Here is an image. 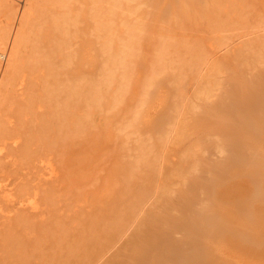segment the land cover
Returning a JSON list of instances; mask_svg holds the SVG:
<instances>
[{
    "label": "rangeland",
    "instance_id": "obj_1",
    "mask_svg": "<svg viewBox=\"0 0 264 264\" xmlns=\"http://www.w3.org/2000/svg\"><path fill=\"white\" fill-rule=\"evenodd\" d=\"M153 1L74 0L71 12L58 3L64 15H69L68 28L65 26L55 38L57 34L48 29L49 23H43L41 32L35 34V42L28 43L27 52L23 51L26 59L2 88L0 79V185L8 186L6 194L12 197L10 202L2 204L11 207L25 189L28 194L24 197L26 206L22 216L28 213L27 209H32V213L29 212L33 218L37 216L32 220L27 214L26 220H22L27 221L23 224L30 230H24L22 222L19 223L21 219L11 221L14 230L23 228L18 236L17 232H10L12 227L8 226L6 231L10 236L17 234L10 237L0 226V258L7 256L8 264L31 260L29 255L25 256L27 254L37 257L36 263L32 259L29 264L63 260L66 246L57 248L53 244L67 237L72 240V235L82 233L85 237L82 242L88 243L87 228L91 226L92 215L104 214L105 207L117 202L116 195L120 194L123 199L120 198V209L123 211L132 202L134 214L122 225V233L114 245L105 247L87 263L106 264L123 252L141 217L151 216L149 213L154 211L175 209L180 193L189 191L188 187L184 189L185 178L195 173L211 178L210 165L226 162L228 157L239 161L235 153L225 151L224 155L225 152L220 153L218 147H213L217 145V122L204 125L205 114L211 108L212 99L216 102L215 97L223 92L224 95L233 86L240 83L247 86L258 78L261 63L259 59L256 62L250 59L255 53L264 52L261 46L264 43V0H188L183 7V0H157L162 4L160 8L154 6ZM6 2L0 0V25H4L2 21L10 14ZM172 2L175 5L169 6ZM17 3L22 4V0ZM18 4L17 9L21 7ZM172 7H180L182 13L177 12V16L168 19L163 12L169 13ZM47 9L54 11L55 7L49 5ZM3 64L0 63L1 68L6 66ZM196 120L205 129L195 124ZM14 142L23 143V152L13 149ZM3 144L8 148L1 150ZM246 150L248 157L255 153L251 146ZM198 158L203 162L207 160L206 164ZM113 163L119 167H113ZM197 165L198 168L193 169ZM137 167L142 172L139 171L135 179L130 172ZM118 168L122 174L117 176ZM130 178H134L133 182ZM260 180L262 184L264 175ZM163 183L170 185L171 190L164 192L166 195L161 189ZM197 187L192 193L191 209L214 218L215 210L210 205L212 196ZM48 192L56 195L46 194ZM97 192L102 194L94 196ZM256 194L264 195L263 188H258ZM167 201H173L170 202L173 207ZM34 204L41 209L34 212L37 208ZM252 209L249 207L239 216L246 217ZM51 210L52 213H48ZM7 212L0 213V219L21 216L16 209L10 211L11 215ZM42 213L50 217L45 220L46 225L42 223L45 218H38ZM57 219L62 223L58 224ZM51 222L57 226L48 224ZM30 224H35L37 230L42 227L38 232L41 231L43 237L35 228L32 230L34 226ZM58 232L65 235L61 237ZM5 233L14 241L3 255ZM182 236L181 231L174 234L176 240ZM31 238H36L35 242L31 243ZM42 253L51 257L45 258ZM20 257L25 260L22 262ZM69 258L72 263L67 258L63 263L78 264L76 259ZM208 258H202L198 264ZM175 262L174 252L165 254L160 246L150 253L151 264Z\"/></svg>",
    "mask_w": 264,
    "mask_h": 264
},
{
    "label": "bare ground",
    "instance_id": "obj_2",
    "mask_svg": "<svg viewBox=\"0 0 264 264\" xmlns=\"http://www.w3.org/2000/svg\"><path fill=\"white\" fill-rule=\"evenodd\" d=\"M19 1L21 0H7L5 6H6V9L10 12V14L6 20L2 21L4 25H0V63L2 62L6 64L5 67L3 68L0 67V79L2 83L1 88L5 85L6 79L9 78L11 73L15 72L17 68L20 66L21 61L26 59L27 55L26 57L23 56V51L27 52L26 50L29 48L28 43H31L33 41L35 42V39L37 37L35 34L36 33L39 34L41 32L43 23L44 24L49 23L48 29L51 30V32L57 34L55 38L60 36L61 32H63V29L65 30L64 28L65 26H66V29L68 28L69 24L67 23V21H69V17H68L69 15L67 14L65 16L62 10L59 7H57V5H59L58 3H60L63 6H65V8L68 9V12H71L73 11L71 5L74 2V0H22V4H20L21 2L19 3L21 7L17 9V4H18L17 2ZM180 1L178 0V2ZM184 1H188V0H183L181 2V7L185 5ZM153 2H154L153 3L154 6L160 8V6L162 5V4L160 5V2H163V1L161 0L159 2L155 0ZM49 5H51L52 7L54 6L55 10L54 11H51L50 9L48 10L47 7ZM174 5L175 3L172 2L169 6H174ZM172 9L173 10L169 12L170 14L165 11L163 12V14L168 19L173 18L174 16H177L176 14L180 12L182 13V9L179 10L180 7H177V8L172 7ZM184 14L186 13L184 12ZM222 25L224 26V24ZM261 44H262L261 46L263 47L264 43H261ZM263 53H255L254 57L250 59L252 60V62H256L258 61L257 59H259V62L261 63L260 67L257 70L258 78L256 79V81L252 82L253 80H251L252 83L250 85L247 84V86L245 84L242 85L241 83L237 85L234 84L235 86H233L232 89L229 90L227 88L229 91L228 92L226 91L224 95H222L224 93L223 92L221 96L219 95L217 98L215 97V99H217L216 102L212 98H209V99H212L210 101L211 108L207 111V113L205 112L206 114L204 113L206 116L204 125H209L211 121H213V125L215 122H217V125L215 124L216 125L215 128H217V133L215 136L216 137L215 140H217V145L213 146L215 144L214 143L212 146L214 148L218 147L220 150L219 152L223 154L225 151H227V153L228 152L235 153L234 156L237 157L239 161L236 162L235 160L229 157L227 158L226 162L217 163L214 161L217 164L210 165L213 170V174L211 178L206 177L207 178L206 179V178L200 177L196 173L193 174L191 177L187 175L190 178L187 180L185 178V182L184 181L183 182H184V187H185L184 189L188 187L189 191L188 189H186L184 190V192L180 193V196H181L180 202L175 203V205L179 204V206L176 205L173 211L171 210L165 211L166 209L162 213L161 212L154 213L155 212L154 211V212L149 213L151 216H146L148 218L144 217L143 219L141 217L142 219L141 221L138 219V221L140 222H138L139 224L138 226H136V230L134 229L136 232L134 233L133 236L131 235L130 240L128 239V243L126 242L127 245L125 249H123V252L121 251V254L118 253L119 255H117L116 258L113 257L114 259L107 262L106 264H151L150 263V253L157 246H160L163 253L165 254L171 251L174 252L175 258H176L175 264H198V261H200L202 258H205L207 256L209 258L202 261L201 264H264V195L259 196L256 194V190L258 188H263L264 190V181H262V184H260L261 182L260 178L262 175H264V79L262 78V76H264V55H262ZM256 54H260L262 56L259 55L258 57ZM249 70L252 71V69L250 68ZM253 74L255 76L256 73H253ZM253 74H250V75L253 76ZM200 120H203V119H200ZM196 122L195 124H199V122L197 123ZM206 122L209 124H207ZM199 125H201L202 127V124H199ZM199 127H196V128H199ZM208 127L210 128V126ZM202 128L205 129V127H202ZM204 132L206 133L207 131H204ZM204 132L202 133L204 134ZM19 140L20 139H16L17 142ZM17 142H14L13 149L16 152H19V151L23 152V150L25 149V148L23 149V143L18 144ZM247 146H251L255 150L254 155L251 157L247 156V150H246ZM1 148H2L1 150L7 149L8 145L3 144ZM224 155H226V152ZM196 156L198 157V155ZM201 157H203V155ZM136 160L138 159H135V162ZM199 160L203 162L202 159H199ZM119 161H122V160L120 159ZM204 161L207 162V160H204ZM205 162H203V164H206ZM131 163L134 164L133 161ZM200 163L201 162H199L198 165H200ZM115 164L113 165V167L115 166ZM132 164L130 166H132ZM198 165L196 167H193V169L194 168L197 169ZM115 167H119L118 164ZM147 167L149 166L147 165ZM140 169L144 170V168H140ZM149 169L153 171L152 168H149ZM117 170H116L117 176L119 173L121 175L122 173L121 171H119V168ZM131 170H134V169H131ZM136 170H134V172L136 171L135 172L136 174H134V172H130L131 177H134L135 179L136 177H138L136 175H138L137 173H139L140 171L138 167ZM150 170L149 172H151ZM154 172L155 170L152 173ZM152 175L150 173L151 177L154 176ZM183 177H185V175H183ZM134 178H130L131 181ZM57 179L58 178H56V180ZM56 180H54V182ZM48 181L50 182V180ZM164 183H167V181L166 182L164 181ZM164 185L162 186L163 188L161 187V189H163V193L164 192L166 193L170 185L169 186L167 184H164ZM197 185H199L204 191L208 192L212 196L210 205L215 210L214 218H211L210 215L207 213H203V212L191 209L190 206L192 205L191 203L194 199V196L192 193L194 192V189L195 187H197ZM7 188L8 186L6 185H0V195H3L2 197H0V213H4L5 211H8L7 213L11 215L10 211L12 209L19 210L20 213H22V211L24 212L25 210L24 206H26L25 205L26 201L24 200V197H26L28 194L27 190L23 189L20 192L19 199L15 200L14 202L12 201L13 205L7 208L5 205L2 204V203H5L6 201L10 202V199L12 198L11 195L6 194ZM36 189H38V187ZM42 190H46V189H42ZM169 190L171 189L169 188ZM61 191L59 190V192ZM54 192L53 193L48 192L46 194L53 195ZM99 193L100 192L94 193V196L96 195L98 196ZM237 194H239V196H236ZM119 195H116L117 202L109 205V208H107L110 211L107 210L105 207L104 214H93L92 215V222L90 224L91 226L90 228H87L89 229L88 232H87V229L85 230V232L88 233L87 235L90 237L89 242L87 241L88 243L86 244L83 243L85 239V237L82 235L83 233L79 235L78 234L72 235L74 237L72 240L69 237H67L68 239H62L60 243H58L59 242L58 241L57 243L53 244V246L55 247L56 245L57 248H62L66 246L65 251L63 250L66 254L64 252L62 254V255L65 254L63 256V260H61L62 259L61 258L60 261H58L59 259L46 261L45 258H48L50 255L48 257H45L43 255L44 253L43 251L42 255L45 257V258H42L43 262L45 260L46 264H67V263H63V261L65 258L69 260L70 259L69 257L71 256L77 260L78 264H87L88 262L90 263L92 261V257L97 255V253L101 252L102 249H104L107 246L112 247L111 245L112 244L114 245L116 239L119 238V236L122 233L120 232V229L122 231V225L124 226V222L126 223L129 217L133 216L134 214V205H132V202H130L131 200H133V198H131L130 201L128 200V202L131 203V206H129L130 203L128 205L127 204L128 202H127L126 204L128 207H125V209L122 211L120 209V207H122V204L120 201L121 197ZM161 195H162V192L160 193V196ZM167 196L165 197L170 200V197H167ZM104 199L105 198L103 199L101 198V200H104ZM161 199H163V197ZM69 204L65 203L66 206ZM34 206L37 207L35 204ZM171 206L173 207L172 204ZM249 207L253 208L252 211L249 212L246 215V217H240L239 213L246 211ZM35 209H41V208H38V207L34 208L33 211ZM42 210H46V209L42 208ZM29 211H31L32 213V209L31 210L27 209L28 213H25V214L31 215ZM84 211L82 212L85 213ZM20 213L18 214L21 216L24 215V213L22 214ZM37 213L39 215L40 212L38 211ZM48 213H52V210L51 212H48ZM26 215L25 217L20 216L17 218L8 216L5 219L1 217L3 219V220L0 219L1 229L3 228L2 231L5 232L8 226H10L9 229L12 227V229H10V232L14 231L13 233L15 232L18 233V231H21L24 227H25L24 230L26 229L30 230L31 228L30 227L27 228V224L24 225L27 221L22 222V220L24 221L26 220L25 219L27 218ZM60 215L62 216V213ZM60 215L59 217H61ZM47 216L46 215L44 216L43 214L42 216H39L38 218H40L41 220V218L43 217L42 219L45 218L44 221L45 220L48 221L50 217L47 218ZM29 217H31L32 220H34V218L37 216L33 218L31 215ZM31 218H28L29 221ZM17 219L19 220L21 219L19 223L22 222V225H24L22 226L21 224H19L23 227L20 230H18L19 227L18 229L16 228L17 230H14L15 229L13 228L14 225L11 223V221L12 222L13 220L17 221ZM44 221L42 222L43 224L47 222V221L45 222ZM57 221L59 224L60 223L59 219H57ZM131 223L133 224L134 222L132 221ZM48 224L54 225L52 224V222ZM34 225L32 224L31 227H33ZM54 226H57V225H54ZM34 228L35 226L32 228V230ZM39 228H42V227H39ZM39 228L38 230H40ZM50 228L52 229V226H50ZM46 229L49 232L48 228ZM36 230L37 228H35V231ZM38 230L36 233H38L39 235L41 231L38 232ZM179 231L182 232L183 236L180 240H176L174 238V234ZM22 232L23 230L21 231V233ZM31 232L33 233V231H29V233ZM63 232L62 234L65 235ZM7 233L4 234L6 238L5 240H3V243H4L3 255L7 252V248L9 249L10 243L11 242L13 243L14 241V239L10 241L11 239L9 238L10 234L9 233L7 234ZM51 233L53 234L55 232L53 231ZM60 233L61 232H58V234ZM67 233H70V230L69 232L67 231ZM67 233H66V236H67ZM6 234L9 236H6ZM16 234L14 235L16 236ZM62 234H60V236ZM12 235L13 234H11V236ZM18 235L19 233L17 234V236ZM45 235L48 236L47 233ZM63 235L61 237H63ZM39 236L43 237V235L41 234ZM31 239H32L31 243L35 242L36 240V238L35 240H33L34 238H31ZM80 241L83 244L80 243ZM15 244L16 243L12 245H15ZM41 245L42 244H40V246ZM30 249L32 248L30 247ZM16 250L15 252H18ZM22 251L20 253L23 254ZM28 251H31V250H28ZM226 251H229V253ZM54 253H53V256H54ZM24 254H27V253L24 252ZM35 255L36 254H34V256ZM39 255L41 254H39V251L37 250V256ZM25 256H28L31 260L33 259L32 262L36 263L37 260H34V259H37L36 256H35L36 258H34V256H32L33 257L32 258L30 254H27ZM55 256L52 258L54 259ZM21 258H23V260H21ZM39 258H41V256H39ZM27 259L25 260L24 257H20V260L22 262L25 260L26 262V263L24 262L25 264L31 263V260L28 259L29 261L28 262ZM17 260L18 259H16V262L20 263V261H17ZM71 260L72 258L70 259V262L72 263ZM1 261H0V264H8L7 256L4 257L3 260L1 259Z\"/></svg>",
    "mask_w": 264,
    "mask_h": 264
}]
</instances>
